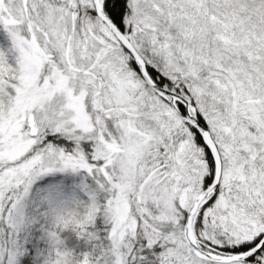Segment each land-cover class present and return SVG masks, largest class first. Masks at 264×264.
<instances>
[{
    "label": "snow or ice",
    "instance_id": "1",
    "mask_svg": "<svg viewBox=\"0 0 264 264\" xmlns=\"http://www.w3.org/2000/svg\"><path fill=\"white\" fill-rule=\"evenodd\" d=\"M0 264H264V0H0Z\"/></svg>",
    "mask_w": 264,
    "mask_h": 264
}]
</instances>
